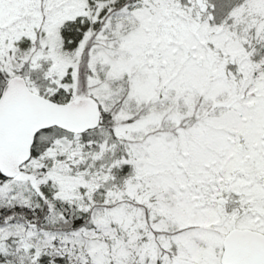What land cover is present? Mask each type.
<instances>
[{
	"label": "snow or ice",
	"instance_id": "6c2138e0",
	"mask_svg": "<svg viewBox=\"0 0 264 264\" xmlns=\"http://www.w3.org/2000/svg\"><path fill=\"white\" fill-rule=\"evenodd\" d=\"M0 264H264V0H0Z\"/></svg>",
	"mask_w": 264,
	"mask_h": 264
}]
</instances>
